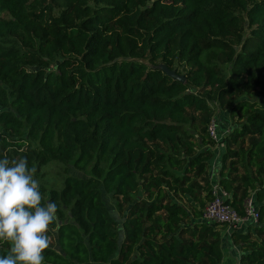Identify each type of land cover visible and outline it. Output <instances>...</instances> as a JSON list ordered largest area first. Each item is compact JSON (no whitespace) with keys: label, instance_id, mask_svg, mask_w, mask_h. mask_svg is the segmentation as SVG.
<instances>
[{"label":"trees","instance_id":"obj_1","mask_svg":"<svg viewBox=\"0 0 264 264\" xmlns=\"http://www.w3.org/2000/svg\"><path fill=\"white\" fill-rule=\"evenodd\" d=\"M212 106L237 116L219 157L226 204L242 217L252 195L259 211L230 237L202 219ZM4 157L26 159L57 205L44 264H221L229 240L239 264H264V0H0ZM50 163L82 175L47 187Z\"/></svg>","mask_w":264,"mask_h":264},{"label":"clouds","instance_id":"obj_2","mask_svg":"<svg viewBox=\"0 0 264 264\" xmlns=\"http://www.w3.org/2000/svg\"><path fill=\"white\" fill-rule=\"evenodd\" d=\"M34 173L26 159H0V241L10 245L0 264H44L58 208L52 201L42 204Z\"/></svg>","mask_w":264,"mask_h":264},{"label":"built area","instance_id":"obj_3","mask_svg":"<svg viewBox=\"0 0 264 264\" xmlns=\"http://www.w3.org/2000/svg\"><path fill=\"white\" fill-rule=\"evenodd\" d=\"M217 120L212 118L207 127L209 138L214 142L215 148H221L222 139L228 134L230 129H225L218 135ZM215 166V165H214ZM214 166L208 168L210 179L211 201L206 204L202 214V219L208 223L216 224L225 228L226 237H229L234 232H239L242 228H248L258 223L259 211L254 202L253 196H249L243 203V216L231 208L227 201L230 199V194L221 188L214 175Z\"/></svg>","mask_w":264,"mask_h":264},{"label":"rangeland","instance_id":"obj_4","mask_svg":"<svg viewBox=\"0 0 264 264\" xmlns=\"http://www.w3.org/2000/svg\"><path fill=\"white\" fill-rule=\"evenodd\" d=\"M247 33H248V31H246V34ZM174 69H175L176 72H180L182 70V65H180L178 63V61H175ZM262 89L260 90V92L262 91ZM255 96H257V95H255V94L252 95L249 100H252L253 97H255ZM212 107L214 109V115L213 116L217 120L216 129H217L218 135H220L221 132H223V130L231 128V125L236 122L237 116H236V114L231 116L229 114V111H227V110L226 111H220V110L217 109L216 106H212ZM221 119L224 120L222 123L219 121ZM206 147H212V146L208 145ZM215 149H217V150H214L212 148L210 149V151L212 153V157H211L209 163H210V166H214L216 164L214 166V173L215 174L217 173V175L219 176V169H220L219 157H220L221 153L223 152V146H221V148H219V149L218 148H215ZM55 165H56L55 163H50L48 166L43 167L41 169V172L44 173V176L41 178L40 182H42L45 185H47V187H53V188H55L57 190H60L62 188V186H63V180L65 178V174L66 173H69L70 175H72V174L73 175H78V176L82 175L81 172H76L72 165H68V167L57 166V167L53 168V166H55ZM239 173L241 174L242 170H240ZM88 174H89V172L87 171V175ZM85 175H86V173L83 174V176H85ZM101 197H102V201L104 202L107 210L110 211V213H111L112 217L114 218V220H116L118 222L117 228L120 227V223L122 221V217L124 216V213L118 211V209L116 207L117 200L115 198H113L111 195H106L103 190H101ZM187 203L192 205V201L190 199H187ZM205 207H206V205H205ZM205 207L203 208V211H204ZM123 211H125V208H123ZM203 211H202V213H203ZM217 229L221 231V235L223 237L227 236L225 234V228L224 227L218 226ZM51 244L55 245V241H54V239L52 237H51ZM233 245L236 248H238L237 244L236 245L233 244ZM225 249L226 248H222V251H223L224 254L227 253V251H225ZM238 249L240 250V248H238ZM240 253H241V251H240Z\"/></svg>","mask_w":264,"mask_h":264},{"label":"crops","instance_id":"obj_5","mask_svg":"<svg viewBox=\"0 0 264 264\" xmlns=\"http://www.w3.org/2000/svg\"><path fill=\"white\" fill-rule=\"evenodd\" d=\"M214 175L216 177L218 176L217 173L216 174L214 173ZM244 231H246V228H242V229L239 230V232H244ZM224 248H226L225 251H227V253L224 254L223 259L221 261V264H239V257H240V254H241L240 250L238 248H236L232 244V242H230V240L226 244H224Z\"/></svg>","mask_w":264,"mask_h":264},{"label":"water","instance_id":"obj_6","mask_svg":"<svg viewBox=\"0 0 264 264\" xmlns=\"http://www.w3.org/2000/svg\"><path fill=\"white\" fill-rule=\"evenodd\" d=\"M153 68L161 71L165 76L169 77L173 81H178L181 84L185 83V77L184 76L176 74V72L174 70H170L164 64L156 65Z\"/></svg>","mask_w":264,"mask_h":264}]
</instances>
